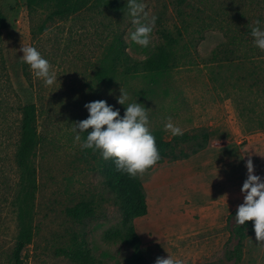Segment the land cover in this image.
I'll use <instances>...</instances> for the list:
<instances>
[{"label":"rangeland","instance_id":"rangeland-1","mask_svg":"<svg viewBox=\"0 0 264 264\" xmlns=\"http://www.w3.org/2000/svg\"><path fill=\"white\" fill-rule=\"evenodd\" d=\"M142 2L149 16L157 17L147 48L130 39L135 25L129 10L92 6L65 19L49 20L45 10H30L27 0H0L6 23V28H0V264H14L19 233L14 198L20 176L15 151L20 119L17 106L24 100L16 77L25 72L37 107L40 142L34 156L38 177L35 234L22 252L21 264H79L64 250L83 240L92 255L88 264H128L132 255L128 245L105 239L106 232L119 227L122 219L106 185L110 159L74 142L75 123L89 117L87 103L104 100L123 116L126 106L117 101L122 88L129 95L126 103L138 102L148 109L150 131L160 130L171 140L174 136L164 128L171 117L183 133L198 129L212 132L211 145L216 149H241L248 144L247 136L264 130V51L254 45L251 35L256 20L264 27V0ZM165 29L178 39L176 63L166 77L153 84L143 74L125 76L126 69L121 68L113 84L99 80L105 48L115 37L122 39L130 58L144 60L157 51ZM234 40L240 43L234 45ZM221 44L229 47V63L224 56L213 58ZM23 46L37 48L50 62L57 74L53 86H45L22 60ZM217 72L221 76L215 81ZM81 135L84 138L87 133ZM146 172L140 175L143 182ZM167 191V187L158 188L155 193ZM81 202H93L95 213L77 222L66 209ZM149 203L150 215L138 223V230L152 264L158 257L170 255L182 264H234L230 256L238 243L233 235L235 218L217 229L197 233L201 217L195 215L198 224H187L177 232L169 221H155L163 212L170 215L174 211L163 210L162 200L154 195ZM187 204L182 201L177 211L185 214ZM239 264H264V242L256 235L245 241Z\"/></svg>","mask_w":264,"mask_h":264},{"label":"trees","instance_id":"trees-1","mask_svg":"<svg viewBox=\"0 0 264 264\" xmlns=\"http://www.w3.org/2000/svg\"><path fill=\"white\" fill-rule=\"evenodd\" d=\"M30 10L43 9L48 12V19H65L72 15L81 13L92 6H107L112 10L125 12L128 9L127 0H27ZM0 28H6L5 18L0 12ZM162 42L157 51L144 60H134L125 52V44L118 36L111 43L107 44L104 56L101 59L98 78L102 83L113 84L120 74L121 68H125L124 75L143 74L151 83H156L166 77L176 63V44L178 39L175 34L165 29L161 31ZM240 41V40H239ZM237 40L233 44H238ZM240 43V42H239ZM228 45L221 44L212 55L213 58L225 57ZM131 63V64H130ZM229 63V62H228ZM25 67V66H24ZM213 78L219 80L220 73ZM16 86L19 95L23 96L24 103L17 106L20 119L18 123V141L15 151V162L19 172V181L15 189L14 205L18 214L19 233L16 247L13 254L14 264H21L23 250L32 243L34 239V206L35 197L38 192L37 168L34 161L36 149L39 145V133L37 122V107L31 98L30 86L26 72L16 77ZM7 114L6 110L4 115ZM156 138V145L159 150L160 159L148 171L155 166L164 163H172L190 159L191 157L207 150L211 145L212 132L207 129H198L194 133H183L174 136L167 141L160 130L151 131ZM106 185L113 194L116 204L119 205L122 219L119 227L110 229L105 234L109 242L120 241L132 249V255L128 264H152L142 248V241L137 233L135 220L148 214L147 195L140 175L130 177L117 171L112 159L106 169ZM95 207L93 202H81L74 207L66 209V214L77 222H84L94 215ZM237 213L234 210L228 220L231 221ZM254 221L246 222V225L236 226L233 235L238 243L231 253L230 258L234 264H239L244 256L245 241L255 235ZM70 259L79 264H88L91 259L90 251L86 248V241L75 242L69 249L64 250Z\"/></svg>","mask_w":264,"mask_h":264},{"label":"clouds","instance_id":"clouds-1","mask_svg":"<svg viewBox=\"0 0 264 264\" xmlns=\"http://www.w3.org/2000/svg\"><path fill=\"white\" fill-rule=\"evenodd\" d=\"M129 15L133 17L135 30L131 32L133 43L147 48L151 43V33L157 17L149 16L142 0H127ZM251 29L254 45L264 51V27L262 21L256 20ZM22 60L29 65L35 77L41 79L45 86L51 87L57 82V74L50 62L33 46H23ZM129 95L121 88L117 97L120 105H125V113L121 116L119 109L104 100L89 102L85 108L89 117L75 123L73 129L74 142L83 149L99 151L105 160L112 159L117 171L130 177L143 175L160 159L156 138L150 131L148 109L138 102L126 103ZM166 131L173 136L182 135V129L168 118L164 125ZM87 133L82 138V133ZM247 179L242 185L244 203L238 206L235 222L246 225L254 221V232L257 240L264 242V180L254 174L252 159L246 163ZM155 264H182L179 259L158 257Z\"/></svg>","mask_w":264,"mask_h":264},{"label":"crops","instance_id":"crops-1","mask_svg":"<svg viewBox=\"0 0 264 264\" xmlns=\"http://www.w3.org/2000/svg\"><path fill=\"white\" fill-rule=\"evenodd\" d=\"M246 139L248 144L241 149L230 146L225 150L216 149L210 145L207 150L190 159L164 164L165 166L161 165L146 172L147 180L141 181L147 192L148 214L135 220L140 238L142 234L138 230V223H144L150 215L151 195L162 200L163 210L174 211H170V215L169 212H163L155 221L163 224L169 221L177 228V232L183 231L185 225L195 223V215L201 217L198 228L195 229L197 233L223 226L231 211L238 209L244 202L241 189L247 179L248 159L253 161L254 174L264 180V130L251 134ZM166 187L169 190L166 194L155 193L158 188ZM168 200L172 201L171 205ZM186 200L188 201L186 213H179L177 210L181 207L182 201L185 203Z\"/></svg>","mask_w":264,"mask_h":264}]
</instances>
